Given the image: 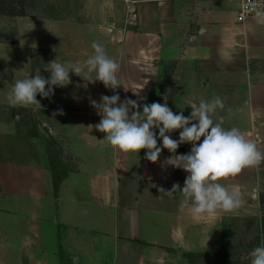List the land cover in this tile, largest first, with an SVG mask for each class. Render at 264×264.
Returning a JSON list of instances; mask_svg holds the SVG:
<instances>
[{
  "label": "crops",
  "instance_id": "obj_1",
  "mask_svg": "<svg viewBox=\"0 0 264 264\" xmlns=\"http://www.w3.org/2000/svg\"><path fill=\"white\" fill-rule=\"evenodd\" d=\"M87 1L94 7L87 3L84 9L90 8L91 15L79 26L78 37L86 41L82 39L76 58L82 65L93 53L91 42L102 44L119 65L122 87L116 92L122 100L166 102L174 113L187 116L189 104L218 95L223 107L212 114L213 121L239 128L264 152V20L236 22L235 0H122L125 10L122 6L119 14L116 0ZM129 8L135 18L129 17ZM82 44H89L86 51ZM79 79L54 87L46 103L37 96L39 103L23 106L71 163L61 179L36 135L0 126V196L7 195L12 203L4 213L28 220L19 248L26 264H56L44 261L51 255L59 259L58 252L47 253L51 244H39L47 231L42 224L54 227L57 246L70 251L63 253L61 264H158V252L182 251L186 235L197 227L210 239L223 233L228 218L259 217L264 160L220 179L241 191L240 207L194 216L190 207H179V189L171 196L160 191L173 184L182 187L187 175L163 163L172 154L162 149L157 162H150L144 149L138 154L109 145L94 127L100 116L90 100L99 102L101 94L113 91L99 81ZM178 132L171 137L177 139ZM190 147L182 144L176 151L187 153ZM223 248V240H215L205 250Z\"/></svg>",
  "mask_w": 264,
  "mask_h": 264
},
{
  "label": "clouds",
  "instance_id": "obj_2",
  "mask_svg": "<svg viewBox=\"0 0 264 264\" xmlns=\"http://www.w3.org/2000/svg\"><path fill=\"white\" fill-rule=\"evenodd\" d=\"M251 7L255 15L264 20V6L257 8L254 0ZM93 53L83 64L57 58L45 64L47 77L35 74L16 79L7 95L10 106H27L39 103L40 97H50L55 88H63L71 81L70 73L88 82H101L111 89V96L101 94L99 102L90 100L91 106L100 116L94 125L98 132L114 149L122 152H140L144 149V159L157 162L162 149L170 155L163 162L173 168L184 170L187 175L183 186L173 184L169 190L160 189L171 196L179 189V207H190L194 216L214 214L217 209L231 211L243 203L241 191L219 182L221 178L235 176L245 167L259 164L264 160V152L246 139L239 128H225L223 121H213L212 114L223 107L222 98L214 95L209 99H199L197 104H189L191 111L185 116L182 111L173 112L168 104L151 102L138 104L137 100L116 92L122 87L118 77L119 65L110 58L103 45L93 40ZM94 74V76L92 75ZM61 112L62 110H57ZM179 130L178 138L171 133ZM160 141L158 145L157 141ZM190 144L187 153H177L182 144ZM251 195H256L253 189ZM250 264H264V240L249 253Z\"/></svg>",
  "mask_w": 264,
  "mask_h": 264
},
{
  "label": "rangeland",
  "instance_id": "obj_3",
  "mask_svg": "<svg viewBox=\"0 0 264 264\" xmlns=\"http://www.w3.org/2000/svg\"><path fill=\"white\" fill-rule=\"evenodd\" d=\"M87 3H90L93 9V3L87 0H31L28 17L0 16V41H2L0 42V126L6 129L12 128L19 133L36 135L44 148L45 156L47 150V154L52 155L57 178L62 177L69 170L66 168V163L68 167L71 166L62 153V147H59L60 144L56 140L48 138L40 121L33 117L32 110L29 111V108L19 105L10 106L7 102V95L16 79L31 77L35 74L44 75L45 64L53 60L49 59V56L56 57L60 62L80 60L76 58V52L81 50V41L84 38L82 40L78 37L81 34L79 26L86 24L89 21L88 16L91 15L90 8L84 11ZM122 6L124 7L122 0L115 1L114 7L118 14ZM101 13L100 10V16ZM126 16L128 17V14ZM93 17H98V15L94 13ZM13 41L18 44H11ZM82 45L86 51L89 44ZM70 77V83H77L80 80L75 74H70ZM37 96L42 103H46V98L40 97L39 94ZM11 204V199L7 195L0 196V264H26V259L19 248L23 239L22 232L27 230L28 220L13 219L8 213H4L5 210L11 208ZM260 209L261 213L259 217L254 218L255 220L242 217L228 218L223 222V233L214 235L210 239L208 234H204L203 228H195L189 235H186L182 251L158 252L157 255L161 257L158 264H211L215 261L212 257L214 251L208 252L205 249L210 247V242L215 240L219 242L223 240L224 248L218 254L225 256L226 260H222L220 264H232L235 260H238V264H250L249 253L261 240H264V209ZM259 219H262V228L258 226ZM41 228L47 231L42 235L39 244L43 246L47 242L53 248L52 250L48 248L47 253L52 251L53 255L56 252L60 254L59 259H53L51 255L44 261L61 264L63 255L70 253L68 247L60 249L57 246L60 242L54 227L42 224ZM198 254L204 256H197ZM107 263L113 264V260L102 261L100 264Z\"/></svg>",
  "mask_w": 264,
  "mask_h": 264
},
{
  "label": "trees",
  "instance_id": "obj_4",
  "mask_svg": "<svg viewBox=\"0 0 264 264\" xmlns=\"http://www.w3.org/2000/svg\"><path fill=\"white\" fill-rule=\"evenodd\" d=\"M30 2L31 0H0V16H6L9 18H16V17H28L30 15ZM2 42V41H0ZM11 44L17 45L18 43L16 41L11 42ZM52 154V151L50 152ZM52 159V155H51ZM53 163V161H52ZM63 176V175H62ZM59 178V177H58ZM61 179V177L59 178ZM259 201L261 204V208L264 209V193H262L259 197ZM255 220L254 218H251ZM249 219V221H251ZM262 219H259L258 226L262 228L263 223H261ZM197 256H204V255H197ZM227 256V255H226ZM212 257L215 258V261H213L211 264H220L222 260L225 261V256H220V254L213 253ZM238 260H235L232 264H238Z\"/></svg>",
  "mask_w": 264,
  "mask_h": 264
},
{
  "label": "built area",
  "instance_id": "obj_5",
  "mask_svg": "<svg viewBox=\"0 0 264 264\" xmlns=\"http://www.w3.org/2000/svg\"><path fill=\"white\" fill-rule=\"evenodd\" d=\"M239 9L236 16V22L243 23L249 19H258L255 15V10L251 7L253 0H235ZM257 8L264 6V0H254ZM129 17L135 18L134 9L128 10Z\"/></svg>",
  "mask_w": 264,
  "mask_h": 264
}]
</instances>
